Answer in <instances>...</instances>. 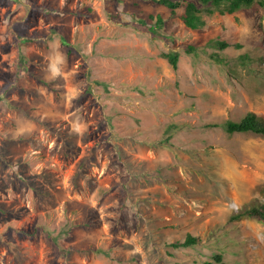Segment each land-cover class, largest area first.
<instances>
[{
  "label": "rangeland",
  "instance_id": "1",
  "mask_svg": "<svg viewBox=\"0 0 264 264\" xmlns=\"http://www.w3.org/2000/svg\"><path fill=\"white\" fill-rule=\"evenodd\" d=\"M190 1L0 0V264H264V6Z\"/></svg>",
  "mask_w": 264,
  "mask_h": 264
},
{
  "label": "trees",
  "instance_id": "2",
  "mask_svg": "<svg viewBox=\"0 0 264 264\" xmlns=\"http://www.w3.org/2000/svg\"><path fill=\"white\" fill-rule=\"evenodd\" d=\"M159 3L164 4L171 8L172 12L175 13L177 8L180 6L179 0H157ZM202 5H198L195 1L188 2L186 6V11L183 14V19L185 23L193 28L199 27L205 23V13L204 7L215 6L220 11L224 12H235L246 6H251L254 2L258 1L262 6H264V0H200ZM159 22H163V18L159 16ZM226 42H222V47L226 46ZM170 63L176 67L178 63V53L170 52L165 54ZM226 131L229 133L234 132H248L253 131L257 133L264 134V119L261 118L256 112L249 111L241 120L239 121H229L226 126ZM242 216H248L251 218H256L259 221L264 223V197L253 199L249 205L245 208L237 211L233 216L232 220H238ZM219 235L217 236V239ZM202 240V236L188 234L187 238L183 242H174L175 246H189L196 244ZM222 254L217 255L216 259H220ZM209 264H214L212 261H209Z\"/></svg>",
  "mask_w": 264,
  "mask_h": 264
}]
</instances>
